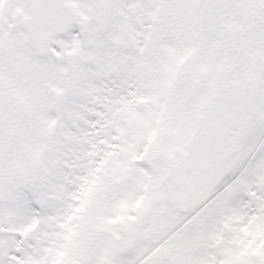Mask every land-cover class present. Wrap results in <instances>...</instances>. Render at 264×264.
I'll use <instances>...</instances> for the list:
<instances>
[{"label":"snow or ice","instance_id":"snow-or-ice-1","mask_svg":"<svg viewBox=\"0 0 264 264\" xmlns=\"http://www.w3.org/2000/svg\"><path fill=\"white\" fill-rule=\"evenodd\" d=\"M0 264H264V0H0Z\"/></svg>","mask_w":264,"mask_h":264}]
</instances>
